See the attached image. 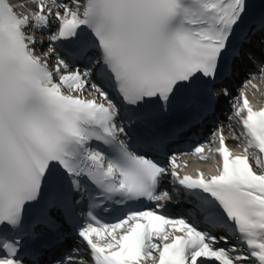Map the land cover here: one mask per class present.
Returning <instances> with one entry per match:
<instances>
[{
  "label": "snow or ice",
  "instance_id": "6c2138e0",
  "mask_svg": "<svg viewBox=\"0 0 264 264\" xmlns=\"http://www.w3.org/2000/svg\"><path fill=\"white\" fill-rule=\"evenodd\" d=\"M257 50L264 64V0H0V264H43L37 241L70 235L85 251L50 264H264V107L233 99L246 144L217 124L216 174L181 175L172 150ZM181 189L195 211L164 214Z\"/></svg>",
  "mask_w": 264,
  "mask_h": 264
},
{
  "label": "bare ground",
  "instance_id": "6f19581e",
  "mask_svg": "<svg viewBox=\"0 0 264 264\" xmlns=\"http://www.w3.org/2000/svg\"><path fill=\"white\" fill-rule=\"evenodd\" d=\"M44 36H45V43H47V40H46V35L47 34H43ZM50 61H52V59L50 60ZM256 103H257V101H256ZM259 105H261V104H264V96H259Z\"/></svg>",
  "mask_w": 264,
  "mask_h": 264
}]
</instances>
